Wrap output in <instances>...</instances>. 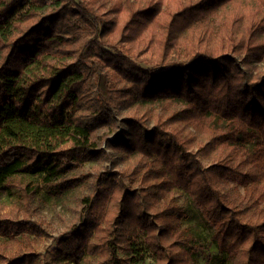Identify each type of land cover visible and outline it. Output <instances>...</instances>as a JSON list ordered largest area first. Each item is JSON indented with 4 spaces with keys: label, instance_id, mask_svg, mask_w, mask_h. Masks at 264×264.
I'll return each mask as SVG.
<instances>
[{
    "label": "trees",
    "instance_id": "trees-1",
    "mask_svg": "<svg viewBox=\"0 0 264 264\" xmlns=\"http://www.w3.org/2000/svg\"><path fill=\"white\" fill-rule=\"evenodd\" d=\"M175 190L264 264V0H0V264L35 197L79 207L51 264H196Z\"/></svg>",
    "mask_w": 264,
    "mask_h": 264
},
{
    "label": "rangeland",
    "instance_id": "rangeland-1",
    "mask_svg": "<svg viewBox=\"0 0 264 264\" xmlns=\"http://www.w3.org/2000/svg\"><path fill=\"white\" fill-rule=\"evenodd\" d=\"M94 165L95 163L93 162L83 163L80 165L77 174L89 173V170H92ZM84 191L85 189H82L79 194L81 195ZM173 194L185 212L182 226L192 235V242L196 246V264H222L220 255L212 240L213 228L204 219L200 207L192 202L182 190H175ZM65 203L68 205L63 206L61 202L54 204L48 198L42 201L35 197L33 201L34 210L32 208L29 214H25L23 211L17 214L16 218L12 217L15 220L23 219L31 222L26 224L29 230L23 232L25 237L22 238V241L24 246H27L26 248H28V243H30V248L37 254L34 264L54 263L56 258L54 252L56 239L76 222L79 207L76 206V212H74L73 209L76 205L74 198L66 199ZM32 223L41 225V231H39L38 235L34 233L33 230L36 227ZM134 243L139 252L137 260L133 264H153L151 254L144 248L141 231H138ZM120 255L123 256V252H120Z\"/></svg>",
    "mask_w": 264,
    "mask_h": 264
}]
</instances>
